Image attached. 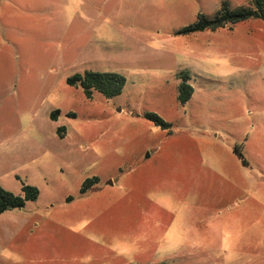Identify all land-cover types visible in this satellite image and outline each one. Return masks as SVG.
<instances>
[{
  "label": "rangeland",
  "instance_id": "1",
  "mask_svg": "<svg viewBox=\"0 0 264 264\" xmlns=\"http://www.w3.org/2000/svg\"><path fill=\"white\" fill-rule=\"evenodd\" d=\"M223 3L250 5L0 0V186L39 192L0 214V264L235 260L227 241L212 242L213 223L231 211L216 195L230 188L235 163L249 159L250 139L255 149L263 140L253 125L264 123L254 118L264 103V19L182 32ZM86 70L123 75L121 93L88 98L67 82ZM181 73L193 88L185 104ZM93 177L98 185L81 193ZM242 218L226 224L239 243L260 229L264 237V222ZM196 230L203 242L188 253Z\"/></svg>",
  "mask_w": 264,
  "mask_h": 264
},
{
  "label": "crops",
  "instance_id": "2",
  "mask_svg": "<svg viewBox=\"0 0 264 264\" xmlns=\"http://www.w3.org/2000/svg\"><path fill=\"white\" fill-rule=\"evenodd\" d=\"M262 116L264 117V103L261 110L255 108L254 112L256 121ZM253 127L263 129L260 134L263 140L259 139V147L255 149L257 146L255 147L253 145L254 142L250 139L249 144L252 149L250 150L249 159L251 160L243 157V163L236 162L234 170L229 174L230 188L216 195V201L223 207L229 206L228 208L231 211L227 217H219L213 223L215 226L214 233L216 234H214L212 242H223L220 246L225 248V245L223 246L222 244L227 241L229 251L233 253V259H235L231 264H264L263 230H259L256 238H244L246 242L239 243L237 228L234 230L226 228L227 222L233 227L242 226L245 223L242 218L243 216L246 223L253 216L258 218V223L264 222V123H261L259 126L253 125ZM203 237L204 234L196 230L195 238L193 240L187 239L184 247L188 250V253H191L192 249L198 248V242H203ZM240 244H243L242 248ZM237 258H241L243 261L237 263ZM159 264L166 263L162 261Z\"/></svg>",
  "mask_w": 264,
  "mask_h": 264
},
{
  "label": "trees",
  "instance_id": "3",
  "mask_svg": "<svg viewBox=\"0 0 264 264\" xmlns=\"http://www.w3.org/2000/svg\"><path fill=\"white\" fill-rule=\"evenodd\" d=\"M250 5L240 6L235 9H229L226 3H223L221 9L216 14L209 18L203 14L198 15V20L185 27L182 32H191L196 30H203L205 28L214 29L216 27L224 26L227 23H234L249 17L264 19V0H249ZM182 81L178 86V100L181 104H185L193 94L192 86L186 81L188 79L186 73H181ZM70 85H80L88 98L92 97L93 90L99 91L106 97H113L121 93L125 84L123 75L117 72H99L86 70L83 73H76L67 79ZM59 110H54L51 113V118L56 119ZM144 116L162 127H168L169 124L165 122L159 115L153 112H147ZM64 127L58 128L60 131ZM98 181L97 177L87 178L83 181L81 186V193H84L89 187ZM38 189L35 186L22 183V194L16 195L9 190L0 186V214L7 209L22 208L25 202L35 200L38 196Z\"/></svg>",
  "mask_w": 264,
  "mask_h": 264
},
{
  "label": "flooded vegetation",
  "instance_id": "4",
  "mask_svg": "<svg viewBox=\"0 0 264 264\" xmlns=\"http://www.w3.org/2000/svg\"><path fill=\"white\" fill-rule=\"evenodd\" d=\"M98 178V177H97ZM98 182H99V178H98V181L96 183H94L91 187H89V189H91L93 186L95 185H98ZM83 183V182H82ZM87 192V191H86ZM85 193V192H84Z\"/></svg>",
  "mask_w": 264,
  "mask_h": 264
}]
</instances>
